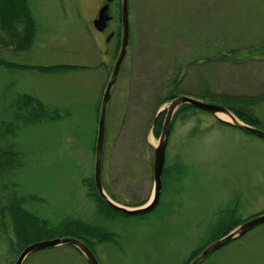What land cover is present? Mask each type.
Instances as JSON below:
<instances>
[{"label": "rangeland", "instance_id": "obj_1", "mask_svg": "<svg viewBox=\"0 0 264 264\" xmlns=\"http://www.w3.org/2000/svg\"><path fill=\"white\" fill-rule=\"evenodd\" d=\"M107 2L29 0L37 34L26 51L2 45L7 34L0 29V57L25 65L79 66L49 72L0 66V121L17 94L31 93L60 108V119L26 124L8 136L22 166L11 178L0 177V191L14 183L37 195L32 209L54 222L73 214L98 222L85 181L95 177L102 99L123 32L122 0L110 3L107 28L96 29L94 20ZM129 18L128 50L107 108L102 179L112 200L136 207L155 193L154 153L161 132L154 133L152 119L168 108L171 100L161 104L164 97L178 91L188 95L184 92L195 90L201 78L216 92L264 93V55L254 48L251 56L246 49L264 45V0H129ZM231 49L242 60L201 64L219 52L230 58ZM254 110L264 123V102ZM175 162L184 174L164 177L167 187L163 184L154 210L109 222L119 245L97 246L101 264H184L215 233L228 206L238 201V217L247 220L264 212L263 138L221 125L210 112H192L171 130L165 164ZM12 237L10 224L0 228V264L17 260L9 251ZM24 264L89 263L73 247L61 245L34 252ZM199 264H264V224Z\"/></svg>", "mask_w": 264, "mask_h": 264}, {"label": "trees", "instance_id": "obj_2", "mask_svg": "<svg viewBox=\"0 0 264 264\" xmlns=\"http://www.w3.org/2000/svg\"><path fill=\"white\" fill-rule=\"evenodd\" d=\"M0 29L7 34L6 37L1 39L2 45L6 47L11 46L15 52L29 50L34 43L37 34V24L31 11L29 0H0ZM236 44L240 43L237 41ZM263 47L264 45L261 47L248 46L246 49L251 56L256 54L254 48H258L257 50L261 51V54L264 55ZM242 48L243 46L236 45L235 49L241 50ZM235 49L230 50L232 53V57L230 58L227 56L225 57L219 52V54L216 55L206 56L201 61V64L206 63L207 65H211L220 59H232L233 61L239 62L238 60H242L243 57H239L240 55L237 57L233 56L236 54ZM246 56L247 55H245V57ZM0 66L9 69L30 68L42 72L69 70L79 67L67 64L50 66L25 65L5 57H0ZM179 80L180 75L174 79L176 84L179 83ZM179 93H181V91H178V93L170 92L162 99L161 104L177 97ZM184 93L200 99H205L212 103L223 105L247 124L256 127L264 125L261 117L254 110L258 104L264 102V93L252 96L246 94L216 92L212 89L209 81L204 78L200 79V85L195 90H188ZM198 111L204 110L188 103L181 105L174 114L172 131L174 130V125L178 118L185 121L192 112L195 113ZM4 115L5 118L0 121V138L3 139V137H5L4 143L0 142V177L11 178V175L22 166V161L16 143L9 140L8 136H16L20 127L26 124L40 123L43 121L54 122L60 119L62 115L60 114V108L48 106L41 99L35 97L31 93L17 94V98L13 99L12 103L5 108ZM165 115L166 111H163L157 118L156 124L153 128L156 135H159L162 130ZM217 122L221 125L233 127L220 121L218 118ZM243 131L252 134L248 131ZM173 172L176 174L178 173L179 176L183 175L184 168H180L179 162H175V164L171 166L165 164L163 178H166ZM85 184L88 194L95 202L98 222L86 220L76 214L65 216L56 222L49 218H44L31 207V203L39 198L37 195L23 193L17 189V184L11 183V187L8 184H4L2 187L4 190L0 191V228L6 229L9 224L12 228L13 237L8 241L9 251L13 255H19L22 250L33 242L57 237L78 238L85 242L95 254L97 246L100 244L112 243L114 245H119V234L113 229V226L110 225L109 222H113L121 216L131 217L134 215L126 214L112 207L99 193L95 177L86 180ZM164 187H167L165 182ZM7 188H9V190L5 191ZM139 205L142 204H134L133 206ZM154 208L152 210H154ZM245 220L247 219H241L238 217V201H236L233 206H228L216 224L215 229L213 228L215 233H213L207 241L198 245V247L190 253L189 258L184 264H189L210 243L222 238ZM67 245L73 247L83 256V253L77 247L69 244ZM47 249L49 250L50 248L42 250Z\"/></svg>", "mask_w": 264, "mask_h": 264}, {"label": "water", "instance_id": "obj_3", "mask_svg": "<svg viewBox=\"0 0 264 264\" xmlns=\"http://www.w3.org/2000/svg\"><path fill=\"white\" fill-rule=\"evenodd\" d=\"M112 1L113 0H108V2L101 7L98 17L94 20V25L96 29H98L99 31H104L108 26V22L112 20V16L109 14L110 3ZM122 27H123V32H122L121 48L102 99L101 116L99 120L98 137H97V145H96L95 182L101 196L112 207L126 214L135 215V214L149 212L159 202L163 188V172L166 162L167 146L169 143L171 130H172L173 117L175 112L181 105L185 103L192 104L204 111L214 114L220 121H223L233 127H237L245 131H248L253 135L263 139H264V130L241 121L230 109H228L223 105L204 101L200 98L186 94L179 95L170 101L168 108L159 109L152 121V128H154L159 114L163 111H166L165 119L162 126V131L159 137V142L155 146L154 166H153L154 167L153 174L155 179V193L153 198L149 200V202H147L146 204L136 207H128L112 200L105 191L103 179H102L103 150H104V143L106 136L107 108L109 101L111 99V91L118 79L122 64L127 54L128 45L130 41L129 0H122ZM222 116H228L230 119H226ZM262 224H264V212L244 221L242 224H240L238 227H236L234 230H232L222 238L210 243L189 264L201 263L206 257H208L214 251L244 236L249 231L253 230L257 226ZM67 244L77 247L86 257L89 264H101L98 258L96 257L95 253L92 251V249L85 242L75 237H57L53 239H44L37 242H33L29 244L24 250L21 251L14 264H24L28 256L38 250L53 248Z\"/></svg>", "mask_w": 264, "mask_h": 264}, {"label": "bare ground", "instance_id": "obj_4", "mask_svg": "<svg viewBox=\"0 0 264 264\" xmlns=\"http://www.w3.org/2000/svg\"><path fill=\"white\" fill-rule=\"evenodd\" d=\"M222 117H224V118H226V119H230L228 116H222Z\"/></svg>", "mask_w": 264, "mask_h": 264}, {"label": "flooded vegetation", "instance_id": "obj_5", "mask_svg": "<svg viewBox=\"0 0 264 264\" xmlns=\"http://www.w3.org/2000/svg\"><path fill=\"white\" fill-rule=\"evenodd\" d=\"M121 21H122V12H121ZM163 184H164V178H163Z\"/></svg>", "mask_w": 264, "mask_h": 264}, {"label": "crops", "instance_id": "obj_6", "mask_svg": "<svg viewBox=\"0 0 264 264\" xmlns=\"http://www.w3.org/2000/svg\"><path fill=\"white\" fill-rule=\"evenodd\" d=\"M101 90V89H100ZM102 91V90H101ZM44 102V101H43ZM45 103V102H44Z\"/></svg>", "mask_w": 264, "mask_h": 264}]
</instances>
